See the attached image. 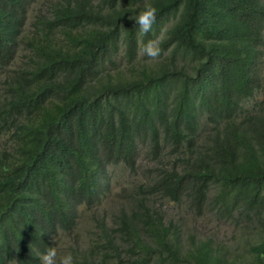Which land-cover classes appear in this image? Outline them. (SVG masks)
<instances>
[{"label": "trees", "instance_id": "16d2710c", "mask_svg": "<svg viewBox=\"0 0 264 264\" xmlns=\"http://www.w3.org/2000/svg\"><path fill=\"white\" fill-rule=\"evenodd\" d=\"M34 1L0 0V264H40L109 191L110 166L135 171L141 152L134 206L109 231L98 220L101 249L74 264L123 248L136 264H264V240L238 255L185 244L149 205L183 201L264 234V0H44L24 35ZM165 20L160 56L142 60Z\"/></svg>", "mask_w": 264, "mask_h": 264}, {"label": "rangeland", "instance_id": "374dc122", "mask_svg": "<svg viewBox=\"0 0 264 264\" xmlns=\"http://www.w3.org/2000/svg\"><path fill=\"white\" fill-rule=\"evenodd\" d=\"M37 12H46V1L35 0L29 7L28 19L25 24L23 34L26 35L31 30V21ZM171 23V20H165L163 27L160 29L158 35L154 36L153 40L158 41L164 34V30ZM152 40V41H153ZM25 51L24 43L20 44L19 58ZM124 44L121 42L120 52L116 60L118 66L124 64ZM139 57L143 60H148L146 55L139 52ZM156 60V59H155ZM154 60L151 59L150 62ZM262 74L264 81V62L262 64ZM259 93L258 96H260ZM4 143L7 142V136L1 137ZM138 168L131 171L129 168L122 164L110 166L111 180L109 191L101 198L97 205L87 207L82 204L79 206V215L74 227L69 231L59 230L54 235V247L57 248V259L71 254L74 259L87 257L91 253H98L101 249L99 245L102 242L101 230L99 228V221L105 225L107 230L114 226V220L119 209L127 210L134 206L138 197L137 185L145 180L142 169L151 164V160L141 152L138 157ZM149 205L154 208V212L162 214L163 222L166 224L169 220L175 223L179 228L181 239L185 244H189L192 239L197 238H211L212 242L217 245L229 246L234 252L248 253V244L256 243L264 240V234L258 233L251 224L237 225L231 218H223L217 213L208 209L201 215L189 210L186 204L182 201L175 203L171 200L161 196H151ZM153 212V214H154ZM120 260L118 257L111 256L108 264H136L132 259L127 258L125 249H122ZM240 256H246L244 254Z\"/></svg>", "mask_w": 264, "mask_h": 264}, {"label": "clouds", "instance_id": "9594fccd", "mask_svg": "<svg viewBox=\"0 0 264 264\" xmlns=\"http://www.w3.org/2000/svg\"><path fill=\"white\" fill-rule=\"evenodd\" d=\"M156 17L157 8L152 5H147L143 11L138 13L135 21L139 25L140 31L146 34L151 30L152 25L156 21ZM142 54L152 60L157 59L161 54L159 43L155 40L149 41L143 48ZM39 259L40 264H74V258L71 254L65 255L58 260L56 247H50Z\"/></svg>", "mask_w": 264, "mask_h": 264}]
</instances>
